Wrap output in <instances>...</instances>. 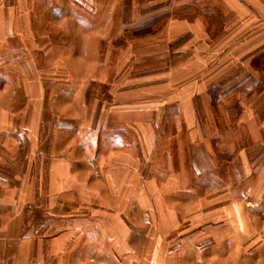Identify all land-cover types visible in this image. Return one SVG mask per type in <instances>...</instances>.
Listing matches in <instances>:
<instances>
[{
    "label": "crops",
    "instance_id": "crops-1",
    "mask_svg": "<svg viewBox=\"0 0 264 264\" xmlns=\"http://www.w3.org/2000/svg\"><path fill=\"white\" fill-rule=\"evenodd\" d=\"M209 1L263 26L240 64L203 71L214 38L170 11L162 48L124 56L123 26L170 2L112 45L54 31L58 0H0V264H264V9Z\"/></svg>",
    "mask_w": 264,
    "mask_h": 264
},
{
    "label": "rangeland",
    "instance_id": "rangeland-1",
    "mask_svg": "<svg viewBox=\"0 0 264 264\" xmlns=\"http://www.w3.org/2000/svg\"><path fill=\"white\" fill-rule=\"evenodd\" d=\"M58 10L57 14H55V9L53 8V16L57 15L59 17V24L54 26V31L61 33H66L67 30L70 32L75 33H82V30H80L76 25H74L73 20L70 18H75V20L82 21L85 20V31L92 33V35L98 37L101 36V38L105 39L108 44L114 43V37L120 34L118 31V28L115 26V20L122 18L124 23L127 22V19L132 15V17H138V18H146L147 13L146 9L142 6L145 5V3L148 0H133L138 3V8L130 9L126 3L130 2L131 0H90L91 2H97L98 7L97 9H91L87 10L83 8L81 5V0H58ZM86 1V0H85ZM115 1V2H114ZM164 1V3L170 2L171 3V9L165 10L166 7L163 6L161 3L160 5L154 6L152 8V12L148 14L149 18L151 19V22L148 23L145 22H139V24H143L140 28L131 29L134 26L136 27L137 23L134 24H125L123 26V40L121 41V46L124 50V56L128 55L129 49L131 50H138V49H145L146 44L145 41H151L149 43H155V46H158L159 48H162V42L159 40L163 39L165 36V28H166V22L167 17L169 15V11L171 12V17L176 18H182V19H189L193 21H199L201 22L200 26L203 28L205 33H208L211 38H214V42H210L209 50L205 52L202 59H199L197 62V66L200 68H203V71L205 70L206 66H210L209 64L212 62H215L216 56L218 59L223 60L222 62H227V60L230 58L232 54L234 55V59L238 60L235 64H240L239 61H244L246 57L244 55L238 54V51H241V46L247 41L248 38L256 36L259 30V26L261 28L262 25H259L257 23H252L250 26L243 25L241 21H239L237 18L231 20V15L226 12L224 9L221 10L218 7L216 9V21L209 15L211 12V8L203 7V2L205 1L208 5L212 3L209 0H184V1H191V3L187 8L190 9H180L178 8V5H176L177 2L182 0H160ZM198 1V2H196ZM257 3L261 5L264 9V0H255ZM102 2V3H101ZM102 4L105 6L104 9H102ZM175 3V4H174ZM202 6L200 7L199 6ZM107 5V6H106ZM197 5V6H195ZM199 6V7H198ZM197 7V8H196ZM195 9V11L193 10ZM201 12V13H199ZM153 13V14H152ZM253 15V14H252ZM258 15V14H257ZM103 17L106 20V23H100L97 20L98 17ZM66 18V20H63ZM68 18V19H67ZM211 18V19H210ZM230 19L231 24L223 25L221 24L225 20ZM252 22V21H251ZM132 23V22H131ZM139 26V25H138ZM115 29H117L115 31ZM257 29V30H256ZM98 32V35H95V33ZM122 33V32H121ZM247 34V35H245ZM258 35V34H257ZM190 36L181 37L180 40L172 41L171 44V61L172 63L175 61L173 52L179 48L182 43H185L189 41ZM154 40V41H152ZM116 45L118 44V40L115 42ZM150 46V44H149ZM145 47V48H144ZM166 47V46H165ZM228 52H230L229 57H227ZM255 50H252L251 53L253 54ZM226 64V63H224ZM252 66L255 68L259 67L258 60L253 61ZM204 72L206 76H209L210 73ZM222 75H225V73H222ZM242 77L241 74L236 73L235 80L238 81V78ZM257 77L259 79H262L263 76H259L258 74H251V84H253V81L256 82ZM233 80V79H232Z\"/></svg>",
    "mask_w": 264,
    "mask_h": 264
}]
</instances>
